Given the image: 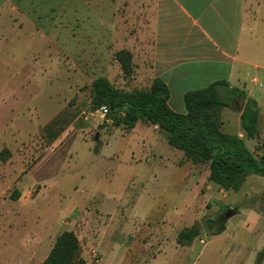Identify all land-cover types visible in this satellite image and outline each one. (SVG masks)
<instances>
[{
    "label": "rangeland",
    "instance_id": "obj_1",
    "mask_svg": "<svg viewBox=\"0 0 264 264\" xmlns=\"http://www.w3.org/2000/svg\"><path fill=\"white\" fill-rule=\"evenodd\" d=\"M135 2L0 0V264H42L45 236L85 225V209L100 222L92 221L87 264H264V178L222 190L208 182L207 165L193 167L151 127L129 133L90 109L97 78L129 91L150 83L153 14ZM258 31L264 65V22ZM122 50L134 65L126 77L115 58ZM244 82L258 105V136L241 128L240 98L222 109L221 130L241 133L258 156L264 71L250 68ZM217 222L225 230L213 235ZM195 223L199 236L178 245Z\"/></svg>",
    "mask_w": 264,
    "mask_h": 264
},
{
    "label": "trees",
    "instance_id": "obj_2",
    "mask_svg": "<svg viewBox=\"0 0 264 264\" xmlns=\"http://www.w3.org/2000/svg\"><path fill=\"white\" fill-rule=\"evenodd\" d=\"M124 77L133 72L132 55L127 50L115 56ZM228 85L216 82L208 87L188 92L183 97L184 113L174 112L168 105L169 90L160 79H152L145 89L123 90L115 87L107 78L95 79L90 86V109H107L109 121L114 127L123 126L129 132L138 122L157 126L167 144L181 151L193 165L208 166V182L225 191L239 192L248 176L264 178V143L258 146L260 154L250 151L244 139L237 134L221 130V111L229 107L233 96L245 99L244 92L228 89L224 99L219 87ZM259 111L257 103L247 99L241 111L240 124L248 137L258 136ZM1 160L3 153H0ZM19 196L18 192L12 199ZM211 228L215 222L208 221ZM213 235L225 230V223L217 222ZM200 234L197 223L177 235L176 243L189 246ZM43 264H87L81 257V246L73 231L59 234Z\"/></svg>",
    "mask_w": 264,
    "mask_h": 264
},
{
    "label": "crops",
    "instance_id": "obj_3",
    "mask_svg": "<svg viewBox=\"0 0 264 264\" xmlns=\"http://www.w3.org/2000/svg\"><path fill=\"white\" fill-rule=\"evenodd\" d=\"M144 1L151 6L153 14L151 58L149 68L145 69L148 82L160 79L167 86L168 105L177 113L185 112L183 97L186 93L204 89L212 83H224L228 87H219L222 97L229 95L228 89L232 88L246 95L245 99L232 97L237 106L238 98L243 100L241 107L236 110L240 118L246 100L251 99L244 82L248 70L252 68L264 71V65H261L258 58V28L264 22L258 14L264 6V0H136L137 10L144 7ZM124 6H127L126 1L123 2ZM252 81L256 83L257 78L254 77ZM139 123L158 132L157 140H166L157 126L143 122H138L129 133ZM237 135L244 139L241 133L238 132ZM82 218L87 222L85 225L64 231L75 233L81 246V257L84 258L87 243L92 238L91 228L96 226H92V221L97 224L100 222L87 209ZM86 220L91 221V224ZM101 226V230H104V220ZM57 236L51 239L45 236L48 244L42 264ZM99 239L100 252L105 241L103 236ZM110 245L108 247L112 250Z\"/></svg>",
    "mask_w": 264,
    "mask_h": 264
},
{
    "label": "built area",
    "instance_id": "obj_4",
    "mask_svg": "<svg viewBox=\"0 0 264 264\" xmlns=\"http://www.w3.org/2000/svg\"><path fill=\"white\" fill-rule=\"evenodd\" d=\"M98 112L100 113L102 117H106L108 115L107 109L105 107L100 108Z\"/></svg>",
    "mask_w": 264,
    "mask_h": 264
},
{
    "label": "water",
    "instance_id": "obj_5",
    "mask_svg": "<svg viewBox=\"0 0 264 264\" xmlns=\"http://www.w3.org/2000/svg\"><path fill=\"white\" fill-rule=\"evenodd\" d=\"M109 120V115L106 116V121ZM234 214V212L229 211L228 213L225 214L226 218H229L230 216H232Z\"/></svg>",
    "mask_w": 264,
    "mask_h": 264
}]
</instances>
